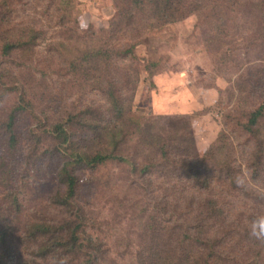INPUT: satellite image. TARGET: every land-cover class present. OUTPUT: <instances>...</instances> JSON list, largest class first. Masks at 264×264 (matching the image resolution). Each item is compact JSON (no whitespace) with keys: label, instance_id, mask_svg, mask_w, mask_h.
<instances>
[{"label":"rangeland","instance_id":"1","mask_svg":"<svg viewBox=\"0 0 264 264\" xmlns=\"http://www.w3.org/2000/svg\"><path fill=\"white\" fill-rule=\"evenodd\" d=\"M186 1L200 3L199 10L168 23L150 0L143 10L134 0H0V121L23 90L33 106L17 126L14 181L24 211L12 216L13 257H5V264H45L35 260L38 245H24L19 237L35 222L57 226L71 219L51 201L61 194L64 165L63 147L49 138L52 126H74L78 146L98 149L104 139L80 124L90 120V109L91 121L103 128L115 121L109 120L103 91L113 81L131 110L125 129L117 123L128 133L120 150L129 161L79 172L75 198L87 229L82 241L90 234L100 244V264H142L147 250L156 249L196 264H264V115L251 127L253 113L264 105V0ZM31 30L39 32L35 44L10 58L2 55L6 38L34 36ZM127 49L133 58L89 60L99 50L105 56ZM152 59L160 65L150 77L144 66ZM147 123L160 129L167 144L180 142L176 138L184 132L177 128L186 125L198 156L186 161L185 170L200 167L208 190L182 172L183 164L178 173L172 165L163 167L170 171L166 176L160 170L147 178L135 173L136 164L152 158L141 146ZM150 181L169 192L176 185L175 195H148ZM8 192L0 187V195ZM211 202L219 206L215 212ZM202 231L210 241L193 249L189 237L204 238ZM75 258L56 255L50 263Z\"/></svg>","mask_w":264,"mask_h":264},{"label":"trees","instance_id":"2","mask_svg":"<svg viewBox=\"0 0 264 264\" xmlns=\"http://www.w3.org/2000/svg\"><path fill=\"white\" fill-rule=\"evenodd\" d=\"M136 6L140 10H143V5L146 0H134ZM154 6V13L160 14L162 10L164 11V17L169 20L168 23L175 22L180 18L187 16V12H194L199 10L200 3H187L186 0H150ZM220 1V0H216ZM162 5V6H161ZM131 17H134L131 16ZM34 36L16 35V40H10L6 38L2 45V55L5 58H10L15 52L24 51L28 49L31 45L35 44L39 32L36 30H31ZM106 52V51H105ZM101 50L98 53L93 52L89 60L101 57L105 58L109 62L113 57L122 58H133L134 53L129 49L124 51H118V53H106L102 56ZM160 65V61L152 59L148 61L144 67L150 77L155 75L154 68ZM1 82V80H0ZM9 91L11 90L8 88ZM19 92L20 90L16 88ZM104 94L108 97L109 107L108 114L110 115L109 120L105 127L97 125L91 121V117L95 115L94 109H90L86 112L90 120H87L83 124H80L82 129H87L92 133H96L98 138L104 139L101 146L98 149H87L83 150L82 147L77 145L76 135H74L73 130L69 124L57 123L52 126V132L49 138L54 141H58L61 147H63L64 153H60L64 165L59 169V184L62 187L61 194L56 198H53L52 205L64 209L68 214H70L69 220L57 226L39 222L33 223L23 232V237H19L24 245H34L37 244L38 247L34 250L35 260L43 261L45 264H55L50 263V259L53 256H76L75 259L66 260L58 264H100L102 250L100 244L91 236L88 235V241L84 243L81 234L86 233L85 220L82 219L79 211L75 212L76 206V194L79 186V172H84L87 170H96L99 166L105 165L111 161H121L128 162L129 160L122 156L121 144L123 143V137L128 135L124 130L125 124L128 122L130 117L128 116L131 112L128 105H126L123 100L121 93L122 90L117 86L115 81L110 82L108 87L105 88ZM5 95H8L5 93ZM33 112V106L28 100L25 91L23 90L19 98V104L11 110V113L7 115L6 119L0 121V187L4 188L8 193H3L0 195V246L3 252L0 254V264H5L3 261L5 257L12 256L11 251L14 247L12 241L15 237L16 226L14 225L13 215H21L24 211L23 204L21 203L20 197L21 193L17 189V184L14 181L15 178V165L19 161V144L21 134L17 129L18 121L23 115L31 114ZM112 115V116H111ZM264 115V105L253 113V119L251 127H256L259 123L260 118ZM78 119L77 117H72V119ZM131 120V119H130ZM119 121L124 122V129H118L117 123ZM75 125V122H72ZM180 124V123H178ZM155 124L147 123L146 129L142 130V137L144 140L141 142L143 148H147L151 151L152 158L149 162L145 163V166L140 167L134 162L135 173L141 178L150 177L155 173V170H160L161 176H166L163 171V167L167 165H172V173H178L181 164H183V170L187 177L195 180L197 185H200L202 189L208 190L211 185L208 184V178L204 176L203 170L200 167L192 166L186 171L187 167L186 161L191 157H196L198 154L194 149V141L189 137H186V131L183 125L177 128L178 131H183L176 140L180 142H174L167 144L161 138L160 129L159 132L155 131ZM139 131V125H137ZM252 130V128H249ZM50 134V133H49ZM93 136H91V141L93 142ZM85 149V148H84ZM39 149L35 147L33 152L30 153L29 159H31ZM60 150V149H59ZM56 150V151H59ZM157 151V153H156ZM49 154V152H47ZM159 154V157H158ZM174 156L172 160L171 157ZM34 158V157H33ZM189 163V162H188ZM148 188L146 192L156 195L158 192H163L165 199L169 196V199L173 197L176 193L177 186L174 185L169 192V189H163L162 187L155 186L151 181L148 182ZM14 185V186H13ZM63 189H65V194L63 195ZM147 192V194H148ZM149 195V194H148ZM212 212L218 210L217 203L211 202ZM80 209V207H79ZM4 210L7 211L6 214ZM207 231H202L200 235H204V238L200 237H189L191 239V246L193 249L195 247H202L207 245L204 242H208ZM173 235V234H171ZM157 239L161 237L156 236ZM41 240V244L38 242ZM186 241L182 240V244L185 245ZM80 244V247L78 245ZM84 245V246H83ZM33 247V246H32ZM217 247V246H216ZM218 249V248H217ZM150 252L147 262L142 264H196L195 262L190 263L186 256L181 259L172 251L168 250H147ZM13 257V256H12ZM36 262H34L35 264ZM210 263V262H209ZM6 264H10L8 261Z\"/></svg>","mask_w":264,"mask_h":264},{"label":"clouds","instance_id":"3","mask_svg":"<svg viewBox=\"0 0 264 264\" xmlns=\"http://www.w3.org/2000/svg\"><path fill=\"white\" fill-rule=\"evenodd\" d=\"M259 222L260 224H264V217H260ZM253 234H256V233L254 232ZM257 238H259V236Z\"/></svg>","mask_w":264,"mask_h":264}]
</instances>
